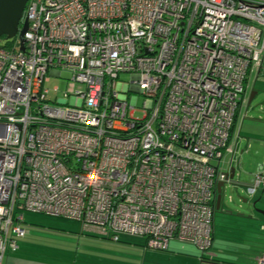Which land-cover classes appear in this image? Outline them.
Returning a JSON list of instances; mask_svg holds the SVG:
<instances>
[{
    "label": "built area",
    "instance_id": "obj_1",
    "mask_svg": "<svg viewBox=\"0 0 264 264\" xmlns=\"http://www.w3.org/2000/svg\"><path fill=\"white\" fill-rule=\"evenodd\" d=\"M23 20L22 50L0 39V264L28 232L23 211L149 250L210 248L238 106L264 61V0H27ZM63 70L84 88L50 100ZM245 186L264 197V162Z\"/></svg>",
    "mask_w": 264,
    "mask_h": 264
},
{
    "label": "rangeland",
    "instance_id": "obj_2",
    "mask_svg": "<svg viewBox=\"0 0 264 264\" xmlns=\"http://www.w3.org/2000/svg\"><path fill=\"white\" fill-rule=\"evenodd\" d=\"M253 69L249 85L256 90V94L249 103L242 106L236 122L235 136L238 142L235 153L233 156L231 153L224 155L220 165L221 170L225 169L232 156L231 165L235 166L236 184L225 183L223 186L220 205L213 212V241L210 248L202 253L212 258L229 257L226 260H237V255L247 264H252L251 258L257 252L253 235L261 240L260 248L264 247V231L259 229L260 223H264V214L259 211H264V197L261 196V189L250 195L245 186L256 166L264 162V61L260 67ZM69 77V72L65 70L60 77L52 74L49 76L44 85L49 88L47 96L50 100H62L65 91L71 93L83 90L84 85L70 81ZM129 79L130 73H120L117 88L120 91L126 89ZM55 86L57 92L52 90ZM135 95L136 106L142 107L144 97L138 93ZM69 100L68 97L66 102ZM136 115L140 116L141 112H136ZM23 221L28 229L23 239L30 243L34 254H48L54 259L72 260L71 263H74L76 256V263L81 264L200 263L196 255L200 253L193 244L187 242L172 240L166 252L144 250L133 244L140 243V237L121 234V240L117 242L104 239L99 233L95 236L79 235V222L61 217L23 211Z\"/></svg>",
    "mask_w": 264,
    "mask_h": 264
},
{
    "label": "crops",
    "instance_id": "obj_3",
    "mask_svg": "<svg viewBox=\"0 0 264 264\" xmlns=\"http://www.w3.org/2000/svg\"><path fill=\"white\" fill-rule=\"evenodd\" d=\"M254 69H253V71H254ZM251 72H252V69H251V71L248 74V77H247V80H246V84H245V89H244V92L242 94V98H241V101L239 103L238 110H237V113H236L235 129H236V122H237L238 117H239L240 112H241V108H242L243 105H245L246 102L248 103L249 92L252 93L253 91H256V90H254L253 87H251L249 85V79H250V76H251ZM253 172L251 173V177H252ZM76 222H78V221H76ZM79 228H80L79 235H81V234H85L86 236H95V235H97V233H96L94 228L83 226L80 222H79ZM259 229H261V231H264V223H260V228ZM213 234H214V226H213ZM24 237H22V238H20L18 240V248H17V250H15V251H9V250L5 251L4 256H3V260H2V264H81V263H76V259H77L76 256H75L74 263H71L72 260H62V259H57V258L54 259L52 257L47 256L48 254H46V255L34 254L33 250H31L30 243L24 241V239H23ZM252 237H254V239H255L253 241H254V247L257 249V252L255 254H253L251 260H252V264H258L257 263V259H258V257L261 254L264 253V247L260 248V241L261 240H258V238L255 237L254 235ZM102 238L107 239L105 237H102ZM141 239H142V242H143V238H141ZM120 240L121 239L119 238L118 241H120ZM170 241H172V240H170ZM170 241H169V243H170ZM173 241H178V240L173 239ZM142 242H140L138 244H137V242H134L133 244L134 245H138L141 248H143V243ZM178 242H181V241H178ZM192 246L196 249V251L198 253H200V255L196 254L200 258V260H199L200 263H196V264H247L241 258V256H237L236 255L237 260L236 259L226 260L229 257H226V259L212 258V257L206 256V255H203L202 254L203 252L199 251L194 245H192ZM168 247H169V244H168ZM168 247H167L166 250H163V251L159 250V251L160 252H166V251H168ZM144 250H148V249H144ZM169 252H171V251L169 250ZM209 259H211V261H209ZM82 264H86V263L82 262Z\"/></svg>",
    "mask_w": 264,
    "mask_h": 264
},
{
    "label": "water",
    "instance_id": "obj_4",
    "mask_svg": "<svg viewBox=\"0 0 264 264\" xmlns=\"http://www.w3.org/2000/svg\"><path fill=\"white\" fill-rule=\"evenodd\" d=\"M27 0H0V38L5 36L6 38L14 37L16 34L20 38V49H23V33L27 27L26 20L21 21L23 10ZM256 91H253L248 98V103L254 97ZM224 180L218 181L216 186V204L218 208L221 201L222 187L225 183L236 184L234 180L235 166H230L228 171H224ZM245 201V199H244ZM262 214L264 211L259 210Z\"/></svg>",
    "mask_w": 264,
    "mask_h": 264
},
{
    "label": "trees",
    "instance_id": "obj_5",
    "mask_svg": "<svg viewBox=\"0 0 264 264\" xmlns=\"http://www.w3.org/2000/svg\"><path fill=\"white\" fill-rule=\"evenodd\" d=\"M0 39H6V37L5 36H1V38ZM142 242V241H141ZM143 243V242H142Z\"/></svg>",
    "mask_w": 264,
    "mask_h": 264
},
{
    "label": "flooded vegetation",
    "instance_id": "obj_6",
    "mask_svg": "<svg viewBox=\"0 0 264 264\" xmlns=\"http://www.w3.org/2000/svg\"><path fill=\"white\" fill-rule=\"evenodd\" d=\"M251 94V92H249V95Z\"/></svg>",
    "mask_w": 264,
    "mask_h": 264
}]
</instances>
